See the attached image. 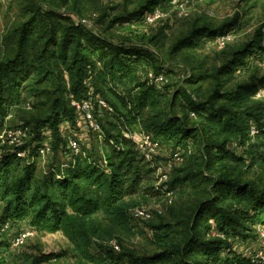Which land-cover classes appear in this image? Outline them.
I'll return each instance as SVG.
<instances>
[{
  "label": "trees",
  "instance_id": "obj_1",
  "mask_svg": "<svg viewBox=\"0 0 264 264\" xmlns=\"http://www.w3.org/2000/svg\"><path fill=\"white\" fill-rule=\"evenodd\" d=\"M67 1L64 0L66 5ZM158 1L147 0L133 18L145 22V15L155 10ZM29 12L33 16L20 29L15 54L0 61V222L30 219L40 232L62 233L72 244L75 257L84 264H264V260L239 253L233 245L235 240L245 242L253 235L259 237L257 228H264V187L222 166L227 158L242 159L231 155L226 142L214 139L218 132L237 134L241 145L257 141L261 153L252 161L264 165V127L259 126L258 118H251L256 124L253 135L249 124L245 128L240 122V115L253 116L247 113L252 108L239 109L250 96L257 95L260 86H264V77L253 75L234 92L222 91L238 70L248 66L246 57L258 51L264 59V26L256 31L250 45L235 52L231 63L212 75L178 63L186 68L187 75L183 85L176 88L170 106L175 107L176 99L185 96L181 105L183 114L169 111L165 120L153 123L151 129L158 138L177 148L201 136V165L182 179L161 184L159 167L147 161L136 142L126 137V133L133 134L131 130L144 125L143 113L155 87L142 82L135 89L139 93L118 89L138 71L140 60L152 61L149 50L127 43L116 44L52 9ZM235 24L226 22L214 28L195 23L189 34L174 45L171 54L199 46L204 38L214 40L227 35ZM34 35L33 43L38 46L39 54L30 59L27 44ZM65 72L69 75L70 88L66 86ZM209 79L214 81L213 91L203 101L184 87H194ZM50 84L54 88L44 101ZM32 95L40 100L33 107L28 105ZM73 100H90L97 117L105 111H114L120 124L111 123L116 132L107 131L104 136L103 163L86 152L81 153L58 171L52 167L40 186L36 176L41 148L49 144L56 163L59 152H67L68 132L88 133L72 106ZM99 100L106 101L110 109L102 107ZM27 105L37 115L23 125L22 128L28 129V139L16 147L11 144L13 129L8 120L15 108ZM117 126H122L124 132ZM20 152L26 156L20 157ZM196 180L203 187L204 197L195 211L179 223L184 226L180 244L141 259L120 255L122 251L108 245L111 231L131 232L137 199L167 198L169 193H176L177 187L183 188V183ZM201 228L208 233H203ZM214 231L223 237L209 238L208 234L212 236ZM8 247L0 240V264H10L6 256ZM58 258L56 254L42 255L33 264Z\"/></svg>",
  "mask_w": 264,
  "mask_h": 264
},
{
  "label": "rangeland",
  "instance_id": "obj_2",
  "mask_svg": "<svg viewBox=\"0 0 264 264\" xmlns=\"http://www.w3.org/2000/svg\"><path fill=\"white\" fill-rule=\"evenodd\" d=\"M146 1L68 0L67 5L64 0H8L0 3V61L15 54L19 43L20 29L33 16L29 10L52 9L67 15L74 22L82 24L88 30L116 44L127 43L149 50V57L152 61L148 63L145 60H140V69L138 67V71L118 89L122 92L139 93L140 91L137 92L135 89H137V84L142 82L155 87L154 96L143 113L144 125L131 131L140 139L141 135H150L158 143L159 151L154 156L153 163L159 167L158 175L164 179L161 183L164 184L168 181L182 179L186 173L197 171L201 165L199 148L201 136L197 135L188 145L177 148L174 144L158 138L151 129L153 123L164 121L169 111L183 114L181 105H183L185 96H179L176 99L175 107L171 108L170 106L171 100L177 92L176 88L179 84L183 85V79L187 75L184 71L186 68L178 63L192 69L199 68L201 72H208L209 75L231 63L235 52L250 45L255 38L256 31L264 26V0H190L185 2L183 8L182 0H159L155 9L160 11V17L154 23H146L133 18ZM115 20L117 21L115 22ZM226 22L236 23L235 28L228 33L231 36V41L226 46H220L217 38L214 40L204 38L199 46L185 49L176 55L171 54L174 45L189 34L195 23L218 28ZM34 38L36 39L35 35L27 44V56L30 59L39 54L38 46L33 43ZM255 53L254 56L245 58L248 66L238 70L232 76V80L223 88V93L234 92L238 85L248 82L253 75L264 77V59L258 51ZM158 69H161L159 73H157ZM150 74H165L169 78V82L164 85L151 83ZM65 77L66 86L70 88L71 83L67 72H65ZM213 86L214 81L209 79L194 87L186 85L184 87L197 99L203 101L212 93ZM53 88L54 85H48L44 101L50 97ZM257 91V95L250 96L244 106L239 108L241 111H246L249 107L252 108L250 111L247 110V113L253 116L249 117L246 113V115H240V122L245 128L248 127V123L252 134L256 129L254 121L257 118L259 126L264 127V86H260ZM39 101L32 95L28 105L33 107ZM28 105L15 108L8 120L9 126L13 129L11 134L14 140L19 139L18 133L26 129L22 128L23 125L37 115L35 110L28 109ZM108 109H110L109 104ZM98 119L103 127L102 134L78 133L74 135L67 132L68 136L78 135L83 138L82 151L92 159L103 163L106 150L104 136L107 131L116 132L110 126L111 123L115 125L120 123L112 110L98 115ZM121 127H118L119 131L124 132L125 129ZM215 133V140L220 143L226 142V148L231 155L242 159L234 161L227 158L221 165L234 169L244 180H254L264 187V165L255 160L252 161V159H258L261 153L257 141H248L247 144L241 145V139L237 134L220 135L218 132ZM24 139H28V135ZM176 152L183 153L184 163L177 164L173 161V155ZM73 157L68 149L66 153L59 152L55 158L56 163L52 160L53 156L40 155L36 176L37 184L43 185L52 167L58 171L63 166L71 164ZM182 185L183 188L177 187L172 203L168 197L148 201L137 199L138 206L135 208L146 209L152 218L133 220L130 233L123 231L113 233L111 231L112 236L108 237V245L114 249L116 246L120 247V251H122L120 255L126 254L141 259L169 251L174 245L180 244L183 239L184 226L179 223L195 211L199 200L204 197L203 187L198 180L185 182ZM0 223L3 224V222ZM6 223H9L12 229L6 234H0V240L9 245L6 256L10 264H33L36 259L47 254H56L60 258L42 264H84L83 261L75 257L72 244L62 233L40 232L33 227L30 219ZM201 230L205 234L208 233L204 228ZM27 231H32L34 237L28 239L23 246L13 248L14 237ZM218 236L223 237L216 231L212 236L208 234L209 238ZM233 245L236 251L248 256H254L260 249H263L260 237L254 235L253 238L245 242L235 240ZM92 251L96 253L94 247ZM157 264H173V262Z\"/></svg>",
  "mask_w": 264,
  "mask_h": 264
},
{
  "label": "built area",
  "instance_id": "obj_3",
  "mask_svg": "<svg viewBox=\"0 0 264 264\" xmlns=\"http://www.w3.org/2000/svg\"><path fill=\"white\" fill-rule=\"evenodd\" d=\"M8 0H0V3L6 2ZM190 0H182L183 5L182 8L185 5V2L187 3ZM160 17V11L154 10L152 12H149L145 15V22L146 23H154L158 18ZM231 41V36L229 34L224 35L220 38H218V44L222 47L226 46ZM264 61V60H263ZM149 80L151 83H155L157 85H164L169 82V78L165 74H150ZM260 96V95H259ZM99 104L104 107L108 108V104L104 100H99ZM72 106L76 108V111L79 115V119H82L84 124V130L88 133H97L102 134V127L98 120V117L96 116L94 112L93 104L90 100H82V101H72ZM12 133V132H11ZM255 133V130H253V134ZM12 137V134H10ZM28 135V129H25L24 131H20L18 133L19 139L14 140L12 139L11 144L15 145L16 147H20L24 144L25 139ZM126 137L132 138L136 144L138 145V148L144 158L147 161L154 162V156L159 151V145L155 142V140L150 135H141L140 137H137L133 134L126 133ZM13 138V137H12ZM68 149L70 150V153L73 154V156L80 155L81 153H84L82 151V139L78 138L77 136H68ZM40 155L42 156H51L52 155V148L49 144H45L44 147L40 150ZM20 157H25L26 154L24 152L19 153ZM173 161L177 164H182L185 161V156L182 152H176L173 155ZM164 180V179H163ZM173 193L168 194V198L170 199L171 203L173 202ZM132 216L135 220H149L152 218V215L143 208H138L132 211ZM11 225L9 223H0V234H6L11 231ZM258 234L260 237V244L262 245L263 249H260L254 257L257 259L264 260V228L258 227ZM34 237V233L32 231H27L24 234L16 235L12 241L13 248L21 247L25 244V242ZM116 251H120V247H115Z\"/></svg>",
  "mask_w": 264,
  "mask_h": 264
}]
</instances>
